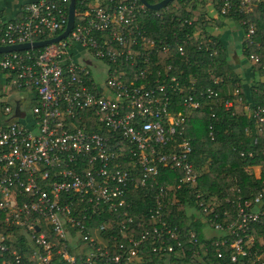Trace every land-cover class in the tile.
<instances>
[{
    "label": "built area",
    "instance_id": "2783aa9c",
    "mask_svg": "<svg viewBox=\"0 0 264 264\" xmlns=\"http://www.w3.org/2000/svg\"><path fill=\"white\" fill-rule=\"evenodd\" d=\"M237 1L240 6L251 2ZM68 6L69 0L22 3L17 20L0 19V47L61 35ZM228 8L225 3L222 13ZM148 11L136 1L94 0L80 18L75 14L65 39L0 54L6 84L35 98L26 123L13 118L12 106L3 107L7 120L0 121V264H128L148 240L160 243L154 252L183 253L181 232L165 226L169 189L157 179L162 172H180L176 189L193 191L198 175L186 137L190 116L202 108V99L226 111L238 100L222 101L212 88L186 95L193 88L184 89L176 76L159 71L152 76L157 66L152 58L170 48L157 45L139 24ZM253 34L249 27L246 43ZM178 52L182 56L183 48ZM249 61L257 64L259 57L251 54ZM247 111L264 136V104ZM131 187L149 191L155 204L151 226L138 238H126L134 223ZM263 197L264 190L254 201H237L235 222L211 223L222 236L215 247L227 246L226 237H233L232 264L239 257L264 264V249L244 248L254 244L248 231L264 215ZM202 199L196 195L204 209ZM115 231L123 242H115ZM166 242L170 245L164 247ZM259 245L264 247L262 241Z\"/></svg>",
    "mask_w": 264,
    "mask_h": 264
},
{
    "label": "trees",
    "instance_id": "16d2710c",
    "mask_svg": "<svg viewBox=\"0 0 264 264\" xmlns=\"http://www.w3.org/2000/svg\"><path fill=\"white\" fill-rule=\"evenodd\" d=\"M93 1L76 0V16L88 9ZM135 1L141 7L138 0H124L126 4ZM147 1L157 4L162 0ZM225 3L229 8L223 14ZM210 5V12L216 18L208 20ZM227 22L235 23L243 34L244 59L249 60L251 54L259 57V63L253 64L251 72L264 73V0H251L245 6H240L237 0H174L165 9L148 11L147 17L142 16L139 20L150 39L159 46L170 48L168 53L160 51L152 58V63L157 64L152 69V76L155 77L158 71L162 75L176 76L184 89L193 88L186 95L193 96L194 92H206L212 88L222 101L240 99L241 103L226 111L220 104L202 99V108L191 114L186 137L192 147L190 161L198 175L197 187L193 191L176 189L180 172H162L157 179L159 185L169 189L164 199L165 226L181 232L183 253L178 252L180 257H176L162 249L154 252L160 243L157 245L148 240L139 250L137 260L128 264H232L228 245L233 237H226L227 246L215 247L221 234L206 239L205 229L213 222L223 227L235 222L238 213L236 202L254 201L264 190V136L245 112L246 85L243 75L237 73L239 64L231 59L220 36L212 35L214 30L224 28ZM249 27L254 30L250 44L246 43ZM179 47L183 48L182 56L178 52ZM214 80L219 81L213 84ZM250 92L249 109L262 106L264 86L257 83ZM127 194L134 223L126 238L131 235L138 238L151 226L149 213L155 205L154 199L149 191L135 187H131ZM198 194L202 195L206 211L196 204ZM261 201L264 214V197ZM248 233L254 244L245 245V250L260 253L264 249L259 245L260 241L264 243V215ZM114 234L116 237V231ZM192 235L197 240L196 244ZM115 242H123L122 237L117 236ZM169 245L170 242H166L164 247ZM171 245L174 250H179L174 242ZM218 253H222L221 258L217 257ZM236 264L250 263L247 257H239Z\"/></svg>",
    "mask_w": 264,
    "mask_h": 264
},
{
    "label": "crops",
    "instance_id": "0c3cea01",
    "mask_svg": "<svg viewBox=\"0 0 264 264\" xmlns=\"http://www.w3.org/2000/svg\"><path fill=\"white\" fill-rule=\"evenodd\" d=\"M31 0H3V4L2 7L0 8V19H3V15L4 13H6V11H13L15 10V8H17V12L18 14L15 16V12L9 16L8 20L6 21H13V20H17L20 17V13H19V9L20 6L22 5V3H26L29 2ZM1 4V3H0ZM4 5V6H3ZM209 13V17L207 18L208 20L215 19L216 15H214L213 13H211L210 11ZM6 15V14H5ZM5 21V20H3ZM5 21V22H6ZM212 35L214 36H220V40L223 41L226 49L229 52V55L231 56V59L236 63L239 64V69H237V73L243 75V81L246 85V96H247V100H246V107H245V112L246 114H248V106L251 107V102H250V96H251V92H250V88H253L256 86L257 83H260L261 85L264 86V73H253L251 72V68H252V64L250 67H245L244 68V61H246L247 63L249 62V60L244 59V57L242 56V44H243V34L241 32V30L239 29V27L233 23V22H227L225 23L224 28H221L220 30H214L212 32ZM0 80H2L4 83H6V77L4 74L0 73ZM15 98H12V96L9 97V100L11 101L12 108L14 109L13 112V118L18 119L19 122H21V120L23 121H27V118L29 117L27 114V111L23 110V107L27 106L28 104L31 105L30 107H32L35 103V98L32 96L31 93H18L16 91H13ZM20 102V115L18 117L15 116V104L16 102ZM241 103V100L236 102V105H239ZM5 106V105H4ZM3 106V107H4ZM6 106H11V105H6ZM3 107H1L0 104V121L3 120H7V118H4V114H3ZM25 121V123H26Z\"/></svg>",
    "mask_w": 264,
    "mask_h": 264
},
{
    "label": "water",
    "instance_id": "95a60500",
    "mask_svg": "<svg viewBox=\"0 0 264 264\" xmlns=\"http://www.w3.org/2000/svg\"><path fill=\"white\" fill-rule=\"evenodd\" d=\"M138 1L143 7H145L149 11L158 12V11L165 9L174 0H162L161 2L157 4H150L147 0H138ZM75 6H76V0H69L68 21L66 24V28L61 35L53 39H50V40L37 41L33 43H26V44H20V45L9 46V47H0V54L12 53V52H22V51H26L30 49H40L47 45L57 43L65 39L68 36V34L71 32L74 26ZM19 115H20V102L18 101L15 104V116L18 117Z\"/></svg>",
    "mask_w": 264,
    "mask_h": 264
},
{
    "label": "rangeland",
    "instance_id": "374dc122",
    "mask_svg": "<svg viewBox=\"0 0 264 264\" xmlns=\"http://www.w3.org/2000/svg\"><path fill=\"white\" fill-rule=\"evenodd\" d=\"M0 3H1L0 4V8H1L2 4L4 3L3 0H0ZM208 4H211V1H209ZM209 11H212L211 5L209 7ZM14 12H15V16H16L18 14L17 8H15V10H13V11H6V13H4V15H3V19L1 18V20L2 21L3 20H5V21L8 20L9 16H11ZM78 18H80V17L78 16ZM251 64L252 63L250 61L248 63L246 61H244V68L245 67H250ZM92 71L95 73V70H92ZM13 95H14V92L11 90V88L6 83H4L2 80H0V104H1V107H3L4 105L5 106L6 105H11L12 106L13 104L9 100V97L12 96V98H15V96H13ZM30 106L31 105L28 104L27 106L23 107V110L28 112V110H30V108H31ZM27 114H29V113H27ZM21 123L24 124L25 121L21 120ZM255 173H258V170H255ZM216 234L217 233L215 231H213L211 226L207 227L205 229V237H206V239H210L213 236H216Z\"/></svg>",
    "mask_w": 264,
    "mask_h": 264
}]
</instances>
